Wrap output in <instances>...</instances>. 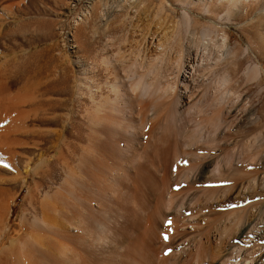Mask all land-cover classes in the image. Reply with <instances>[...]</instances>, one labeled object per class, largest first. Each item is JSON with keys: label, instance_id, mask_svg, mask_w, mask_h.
I'll return each instance as SVG.
<instances>
[{"label": "rangeland", "instance_id": "obj_1", "mask_svg": "<svg viewBox=\"0 0 264 264\" xmlns=\"http://www.w3.org/2000/svg\"><path fill=\"white\" fill-rule=\"evenodd\" d=\"M104 2L108 7L102 3L92 12L95 0H0V73L6 87L0 102L18 105L15 122L0 131V253L28 238L35 251L38 241L51 247L57 242L45 264H66L61 244L65 260H71L67 264H160V257L171 260L170 253L185 261L173 259L174 264H193L195 249L180 255L172 247L181 235L209 234L211 244L223 245L219 256H228L231 242L238 243L236 224L230 222L238 212L240 220L262 228L257 243L264 250V19L257 21L259 8L251 7L248 19L239 20L225 15L220 0ZM183 10L192 11L198 27L214 20L226 31L224 46L199 50L214 60L221 56L212 77L226 76L239 96L238 108L231 99L232 105L229 101L215 109L221 111V122L208 112L205 72L195 78V92H202L197 105L204 114L179 108L174 97L154 94L144 100V111L129 101L133 67L142 63L148 70L159 63V80L147 75L166 85L176 80L179 58L186 66L188 55H195L188 38L174 45L177 51L169 49ZM221 34L215 41L222 43ZM162 42L176 52L167 51L168 67L164 59L169 57L158 48ZM143 115H148L145 122ZM168 192L176 193L173 205L167 204ZM45 218L49 221L43 223ZM188 223L192 231L181 229ZM175 224L181 232L171 230ZM220 233L223 240L217 245ZM160 243L164 246L158 251ZM190 251L193 256L187 257ZM214 260L204 257L199 264L219 261Z\"/></svg>", "mask_w": 264, "mask_h": 264}, {"label": "bare ground", "instance_id": "obj_2", "mask_svg": "<svg viewBox=\"0 0 264 264\" xmlns=\"http://www.w3.org/2000/svg\"><path fill=\"white\" fill-rule=\"evenodd\" d=\"M178 1H182V0H177V2ZM221 2V5H225L226 7H227V12L225 13V15H227L228 17H237L239 20H241V17H244L245 19H248V17L250 16V14H251V12L253 11L252 10V8H259L258 10H259V12L257 13V16H256V18H257V21L258 22H262L261 20L262 19H264V0H252L251 2H249V3H247L246 2V0H220ZM102 3H104V5L106 6V7H108L107 6V3L106 2H104V0H95V3L93 4V8H92V12L94 11V9H95V7L96 6H98L99 7V5H101ZM252 7V8H251ZM108 11V10H107ZM195 19L193 18V16H192V11H190V10H183V13H182V19H181V21L179 22V23H177L176 24V26L173 28V34H171V35H173L172 36V43H173V45H172V43H170V45H171V48H169V49H175L176 50V47L174 46L176 43H177V46L178 47H180L181 46V41L185 38V39H187L188 38V41H190L189 43H191V45L193 44V46H195L196 47V51H195V55L194 56H192V57H190L189 55H191V54H187L188 55V62H187V65L185 66V63L181 60L182 58H179V60H180V63H181V67L179 68V64L177 65L178 66V68L180 69V71H179V69L177 68V66H176V68H177V71H179V73L177 74V72H176V80H174V82H166V85H163V84H161V83H159V81L158 82H156V83H154L157 79L159 80V75H161L159 72H160V70H162L161 68H159V66H161V65H159V63H158V65H154V66H152V67H149L150 68V70H149V68H148V70H146V69H144L143 68V64L141 63V62H139V66H135V64H134V66L135 67H133L134 68V71H133V74H134V79H133V82H132V84L129 86L130 88H129V91H128V97H129V101H131L133 104H137V105H141L142 106V109H141V111H144L145 109H146V105H145V102L147 101V100H145L146 98H151V96H153L154 94L157 96L158 95V98H160V99H165V98H169V97H174V101H175V104H176V106H179V108H182V109H188V112H193V111H196V114L197 115H200V114H204L203 113V111L202 110H200L199 109V107H198V102H199V97H200V95H201V93L202 92H195V90H196V87H197V85L195 84V78H196V76L199 74V73H201V72H205V74H206V76H205V82L203 83V85L205 86L206 84V86H205V88H204V93L206 94V96H207V98H208V106L211 108V109H208V112H209V110H211V112L209 113L210 115H213L212 117H215V119L216 120H218L219 122H221L222 121V117L220 116V114H221V111L220 110H218V111H216L215 109L216 108H218V107H220L222 104H225V103H228L231 99H233V101H234V99H235V101L234 102H236V106H237V108H238V106H240V104H239V96H237L238 94L237 93H235V92H232L231 90H230V85H231V83H230V80L226 77V76H219V77H216L215 79L212 77V75H214V70H213V67L214 66H216L217 65V63H218V61L220 62L221 61V56L220 57H218V56H216V59L214 60L213 59V57H211L210 58V55H211V53H210V55L208 54V53H206L205 55L203 54V55H201V53H199V50L203 47V48H208V46L211 44L212 45V47H222V46H224V44H225V42H226V38H225V29L223 28V25H221L220 23H217V22H215L214 20H209L208 21V23L206 24V26H202V27H198L199 25L196 23V22H198V21H194ZM260 26L262 27V29L264 28V24L262 25V24H260ZM160 27V26H159ZM172 29V28H171ZM264 30V29H263ZM220 33H222L221 35H222V43L220 42V41H215V37L217 38L218 37V34H220ZM221 35H220V38H221ZM171 38V37H170ZM183 38V39H182ZM187 41V40H186ZM173 46V47H172ZM165 47V44H164V42H162V43H160L159 45H158V48L159 49H161V51H162V53L166 56L167 55V57L166 58H168L169 57V60H165L164 59V64H165V67H168L169 65L171 66V63H172V61L170 60V56H169V54H168V50H166L167 48H164ZM166 47H167V45H166ZM169 47V46H168ZM175 47V48H174ZM194 48V47H193ZM181 49V48H180ZM169 51H171V50H169ZM177 51V50H176ZM172 53L173 52H175V51H171ZM179 52H180V50H179ZM181 53V52H180ZM180 53H179V55H177L178 57H182V55H180ZM163 54H161V55H163ZM182 54V53H181ZM186 54V53H185ZM170 55H172V54H170ZM173 55H176V52H175V54H173ZM172 55V56H173ZM184 55V54H183ZM176 56V57H177ZM184 57V56H183ZM219 58V59H218ZM173 59V58H172ZM156 61H157V59H156ZM160 61V60H159ZM170 61H171V63H170ZM178 61V60H177ZM214 61V63H212ZM174 62V61H173ZM176 62V61H175ZM154 63V62H153ZM161 64H162V62H160ZM155 64V63H154ZM157 64V63H156ZM175 64V63H174ZM153 65V64H152ZM163 65V64H162ZM187 67H188V69H189V73L187 72H185V70L187 69ZM163 68V67H162ZM143 69V70H142ZM172 69V68H171ZM256 71H259V69L260 68H258V66H256L255 68H254ZM144 70H146V72L144 71ZM147 71H148V73H147ZM165 71V70H164ZM163 71V72H164ZM152 73L153 74H155V76L157 75L158 77H156V80H153V78L152 77H150L149 78V76L147 75V74H151L150 76H152ZM149 78V79H152V83H154V84H152V85H150L151 83H148L149 81H146V80H148V79H145V78H147V77ZM154 76V75H153ZM163 76V75H162ZM164 77V76H163ZM155 78V77H154ZM2 75H1V73H0V95H2V93L6 90V87H5V85L4 84H2ZM165 79V78H164ZM163 79V80H164ZM173 79V78H172ZM154 81V82H153ZM161 81H162V79H161ZM4 82V81H3ZM179 83L181 84L182 83V85H181V87L179 86ZM8 87V86H7ZM181 88V89H180ZM9 89V88H8ZM114 89V88H113ZM10 91H8V93H9ZM4 94V93H3ZM154 95V96H155ZM4 96V95H3ZM3 96H1V97H3ZM124 96V95H123ZM126 96V95H125ZM5 97H6V95H5ZM5 97H3V98H5ZM14 97V96H13ZM17 97V96H16ZM16 97H14L15 99H16ZM235 97V98H234ZM156 98V97H155ZM10 99L11 98H9V101H10ZM20 99H24V98H22V96H21V98ZM126 99V98H125ZM237 99V100H236ZM144 100H145V102H144ZM161 101V100H160ZM22 102V101H21ZM231 102V101H230ZM129 103V102H128ZM156 103H158V102H156ZM2 104V105H1ZM22 104V103H21ZM131 104V103H130ZM133 104H131V105H133ZM235 103H233V106H235L234 105ZM110 105V104H109ZM230 105V104H229ZM231 105H232V102H231ZM17 104L15 103V102H13V101H10V102H6V103H3V101H1L0 102V131L3 129V125H5L6 123H14L15 121V116L17 115V111L15 110L16 108H17ZM148 106V105H147ZM153 106H154V104H153ZM235 106V107H236ZM98 107V106H97ZM155 107V106H154ZM154 107H153V110H154ZM232 107V106H231ZM182 109H180V110H182ZM236 109V108H235ZM113 110V109H112ZM232 110V109H231ZM23 111V110H22ZM100 111V110H99ZM234 111H236V110H234ZM98 112V111H97ZM97 112H95V111H93V114H94V116H96V114L99 116V114L97 113ZM102 112V111H101ZM149 112V111H148ZM144 113V112H143ZM147 113V112H146ZM193 113H195V112H193ZM25 115V114H24ZM22 116V115H21ZM101 116V115H100ZM99 116V117H100ZM144 116V115H143ZM148 116V115H147ZM147 116H144V117H142V118H145L144 119V122H145V120H146V117ZM152 116H153V118H155L154 117V115H153V112H152ZM97 117V116H96ZM103 117V116H102ZM106 117V116H105ZM149 118V117H148ZM153 118H151V119H153ZM96 119V118H95ZM98 119V118H97ZM100 119V118H99ZM98 119V120H99ZM104 119V118H103ZM214 119V120H215ZM107 120V119H106ZM4 122V124L3 123H1V122ZM17 121V120H16ZM103 121H105V119L103 120ZM143 122V121H142ZM8 125V124H7ZM139 126H141V125H139ZM151 126V125H150ZM5 130V129H4ZM2 134H0V136H1ZM150 136V135H149ZM9 137V136H8ZM3 138V137H2ZM1 143V142H0ZM132 145V144H131ZM146 147V146H145ZM211 149V148H210ZM248 152H249V150H248ZM253 153V152H252ZM105 155V154H104ZM248 156V155H247ZM250 157V156H249ZM256 157V156H255ZM254 157V158H255ZM253 158V159H254ZM102 159V158H101ZM253 159H251V160H253ZM175 162V161H174ZM250 162V161H249ZM101 163V162H100ZM105 163V162H104ZM244 163V162H243ZM254 163V162H253ZM107 164V163H106ZM99 165H102V164H99ZM159 165V164H158ZM178 165V164H177ZM195 165V164H194ZM217 165V164H216ZM237 165V164H236ZM105 166V165H104ZM107 166V165H106ZM234 166V165H233ZM231 167V166H230ZM102 168V167H101ZM144 168V167H143ZM107 169V168H106ZM218 169V168H217ZM229 169V168H228ZM105 170V169H104ZM250 170V169H249ZM217 175H221V171H219V170H217ZM239 172V171H238ZM251 172V171H250ZM177 173V172H176ZM237 173V172H236ZM249 173V172H248ZM175 174V173H174ZM180 174V173H179ZM164 177V176H163ZM250 177V176H249ZM196 178V177H195ZM163 179H165V178H163ZM222 179V178H221ZM220 179V180H221ZM71 181V180H70ZM69 181V182H70ZM158 181V180H157ZM188 181V180H187ZM225 181V180H224ZM192 182V181H191ZM247 183V182H246ZM250 183V182H249ZM255 185V184H254ZM192 186V185H191ZM250 186V185H249ZM248 186V187H249ZM188 189V188H187ZM186 190V189H185ZM177 191V190H176ZM175 191V192H176ZM187 191H189V190H187ZM202 191V190H201ZM186 192V191H185ZM185 192H184V194H185ZM173 193L174 192H172V196H171V194L168 192V194H170V195H166V196H168V198H167V204L168 205H173V200H175L174 198H172L174 195H173ZM189 194V193H188ZM198 194V193H197ZM76 195V194H75ZM84 195V194H83ZM88 195V194H87ZM182 195V194H181ZM180 195V196H181ZM187 194H185V196H186ZM196 195V194H195ZM191 196V197H190ZM189 197H190V199H188V200H191V199H193V196L192 195H190ZM83 197V196H82ZM100 197V196H99ZM176 197V196H175ZM184 197V196H183ZM187 197V196H186ZM189 197H187V198H189ZM202 197V196H201ZM181 198V197H180ZM185 198V197H184ZM183 198V199H184ZM183 199H181V200H183ZM98 200V199H97ZM184 200H186V199H184ZM183 200V203L184 202H186V201H184ZM92 201V200H91ZM176 201V200H175ZM194 201V200H193ZM201 201V200H200ZM192 202V201H191ZM197 202V201H196ZM182 203V201L180 202V204ZM188 203V202H187ZM98 204V203H97ZM166 204V205H167ZM179 204V203H178ZM220 204V203H219ZM175 206H176V204H174ZM253 206H254V204H252ZM181 206V205H180ZM188 206V205H187ZM190 206V205H189ZM179 207V206H178ZM184 207V206H183ZM169 208V207H168ZM168 208H166V209H168ZM214 208V207H213ZM170 209V208H169ZM168 209V210H169ZM181 209H182V207H181ZM69 210V209H68ZM67 210V211H68ZM177 210V209H176ZM179 210V209H178ZM55 211V210H54ZM78 211V210H77ZM86 211V210H85ZM84 211V212H85ZM164 211H166L165 209H164ZM170 211V210H169ZM167 212V211H166ZM260 212L261 213H263L264 214V208H262L261 210H260ZM68 213H69V211H68ZM170 213V212H169ZM175 213V212H174ZM52 214V213H51ZM71 214V213H70ZM162 214V213H161ZM161 214H159V215H161ZM163 214H165V213H163ZM218 214V213H217ZM216 214V215H217ZM237 214H239V212L237 213ZM236 214V215H237ZM67 215V214H66ZM76 215V214H75ZM214 215V214H213ZM215 215V216H216ZM235 215V214H234ZM234 215H233V219H230L231 221V223H233V221H234V225L236 224V234L234 235V236H236L237 235V239L238 240H236V243H237V241H238V243L237 244H235V245H233L232 243H235L234 241H232L231 242V245H232V247L234 248L233 250H231L232 249V247H231V251L232 252H229V253H231V254H229L228 256L227 255H225V256H223V257H221V256H219L220 255V252H221V250H220V248L219 247H221L222 249H223V245H221V246H215V245H213V244H211V240H210V238H209V234L208 233H205V234H208V235H205L204 236V232L203 233H201V232H199L198 233V231L196 232L195 231V228H197V227H195L194 228V231L196 232V233H198L197 235H195V234H191V236L190 237H185V238H187L186 240H187V243L186 242H184L183 241V239H185L184 237H183V239H182V235H181V244L179 243L180 242V239H178L177 241V243H178V245L176 246V245H173L172 247H174L175 246V248H176V250H177V252H180L179 254L181 255V253H183L184 255H186V251H189V250H192V249H195V251H196V253H195V255H194V257L192 258L193 259V262H191V263H193V264H199L200 262H201V260H203L204 259V257L205 258H208L209 260H213V262L215 261L214 259H216V260H219L218 261V263L217 264H264V250H263V248H262V245H260V244H258L257 243V241L258 240H261L260 238H262V228L261 229H259V228H257V229H255V224L253 225V220L252 221H250V219L249 220H247V221H249V222H244V221H242V220H240L239 219V217H238V215L236 216L235 215V217H234ZM0 216H1V214H0ZM87 216V215H86ZM232 216V215H231ZM239 216H240V214H239ZM263 216V215H262ZM2 217V216H1ZM0 217V221H1V218ZM67 217H69V215H67ZM74 217V216H73ZM92 217V216H91ZM195 217V216H194ZM162 218V217H161ZM172 218V217H171ZM189 218H191V217H189ZM196 218V217H195ZM212 218V217H211ZM230 218V217H229ZM228 218V219H229ZM249 218V217H248ZM260 218V217H259ZM63 219H64V217H63ZM178 219V218H177ZM180 219V218H179ZM48 220V219H47ZM46 220V218H45V220L43 221V223L44 222H46L47 221ZM84 220V219H83ZM164 220V219H163ZM162 220V221H163ZM175 220V219H174ZM227 220V219H226ZM4 221H5V219H4ZM49 221V220H48ZM78 221V220H77ZM81 221V220H80ZM149 221H150V219H149ZM154 221V220H153ZM184 223H185V220L183 219L182 220ZM182 221H180L181 222V224H182ZM187 221H188V219H187ZM186 221V222H187ZM194 221V220H193ZM229 221V220H228ZM2 222H3V219H2ZM2 222H0V230L2 231V230H4L3 228H2V226H3V223ZM147 222V221H146ZM174 223H175V221H173ZM179 222V221H178ZM192 222V221H191ZM195 222V221H194ZM2 223V224H1ZM150 223H151V221H150ZM205 223H207V222H205ZM211 223V222H210ZM47 225L48 224H52V222L51 223H46ZM46 224H43L44 225V227H47V225ZM57 224V223H56ZM71 223H69V225H70ZM148 224V223H147ZM152 224V223H151ZM154 224H156V223H154ZM154 224H153V227H151V228H154ZM162 224V223H161ZM173 223H171L170 222V225H172ZM195 224H196V222H195ZM221 224V223H220ZM41 225H42V223H41ZM42 225V226H43ZM55 225V224H54ZM58 225V224H57ZM72 225V224H71ZM157 225V224H156ZM169 225V226H170ZM178 226V224H175L174 225V227L171 229V230H173V231H175L177 228V226ZM193 223H188V224H186V226H185V224L184 225H180V226H182L181 227V229H190L191 231L193 230ZM199 225V223L197 224V226ZM64 226V225H63ZM147 226V225H146ZM173 226V225H172ZM179 226V227H180ZM222 226H224V224L222 225ZM43 227V228H44ZM52 227H54V226H52ZM69 227V226H68ZM150 227V226H149ZM179 227H178V229H179ZM200 227H202V226H199V228ZM232 227H234V226H232ZM256 227H258V226H256ZM2 228V229H1ZM5 228V227H4ZM57 228H58V226H57ZM56 228V230L58 231L59 230V228L57 229ZM64 228V227H63ZM151 228H146V230H149V229H151ZM157 228V227H156ZM198 228V229H199ZM206 228V227H205ZM204 228V229H205ZM216 228V227H215ZM228 228V227H227ZM61 229V228H60ZM168 229V228H167ZM170 229V228H169ZM168 229V230H169ZM180 229V230H181ZM206 229H208V227L206 228ZM225 229H226V226H225ZM230 229V228H229ZM68 230V229H67ZM162 230V229H161ZM164 230H165V228H164ZM168 230H166L167 232H168ZM197 230V229H196ZM202 230V229H201ZM209 230V229H208ZM233 230V229H232ZM204 231H206V230H204ZM225 231H227V229L225 230ZM234 231H235V229H234ZM254 231H255V233H254ZM39 232V231H38ZM88 232V231H87ZM176 233H179V232H181V231H179L178 232V230L177 231H175ZM208 232V231H207ZM1 233V232H0ZM64 233H65V231H64ZM91 233V232H90ZM166 233V232H165ZM165 233H164V235H165ZM168 233H171V231L170 232H168ZM167 233V234H168ZM172 233H174V232H172ZM176 233L174 234V235H176ZM228 233V232H227ZM58 234H60L59 232H58ZM63 234V233H62ZM157 234V233H156ZM166 234V235H167ZM216 234V233H215ZM251 234H253V235H251ZM46 235V234H45ZM144 235H146V234H144ZM163 235V236H164ZM170 235V234H169ZM174 235H172V236H174ZM187 235H188V233H187ZM225 235V234H224ZM264 235V234H263ZM34 236V235H33ZM61 236V235H60ZM77 236V235H76ZM159 236H161V235H159ZM163 236H161V237H163ZM177 236H180V235H178L177 234ZM218 236V235H217ZM216 236V237H217ZM38 237H40L39 235H38ZM48 237V236H47ZM63 237V236H62ZM65 237V236H64ZM67 237V236H66ZM65 237V238H66ZM70 237V236H69ZM68 237V238H69ZM165 237V236H164ZM167 238H168V235L166 236ZM171 237V236H170ZM231 237V236H230ZM0 238H1V235H0ZM46 238V237H45ZM45 238H43L44 240H45ZM189 238V239H188ZM257 238H259V239H257ZM60 239V238H59ZM96 239V238H95ZM157 239V238H156ZM155 239V240H156ZM163 239V241H164V238H162ZM169 239V238H168ZM167 239V240H168ZM171 239H173V238H171ZM231 239V238H230ZM235 239V238H234ZM23 240V241H22ZM22 240H16V241H13V242H11L8 246H6L5 248H3V250L1 251V253H0V264H45L46 263V261H47V259L48 258H51V257H53V255L52 254H54V253H56L55 251H53V250H55V244L57 245V242L56 243H53L54 245L51 247L50 245H46L45 243L43 244V242H42V244H41V241H40V243H39V241L37 242V244H36V246H38L37 247V251H39V253H37L38 255H36V253L35 252H37V251H35V249H33V246L35 245V242H31L32 240H29L28 238L26 239V241H24L25 240V238L24 239H22ZM34 240V239H33ZM36 240V239H35ZM34 240V241H35ZM47 240H48V238H47ZM55 240V239H54ZM58 239H56V241H57ZM145 240V239H144ZM167 240H165V241H167ZM170 240V239H169ZM175 240V239H174ZM215 240H216V244L218 245H220L221 243H222V240H223V234L222 233H220L219 234V236L217 237V238H215ZM37 241V240H36ZM61 241V240H60ZM262 241V240H261ZM161 242V241H160ZM172 242V241H171ZM176 241H174V243H175ZM184 242V243H183ZM213 242H214V240H213ZM224 242V241H223ZM30 243H31V247H29L28 246V244L30 245ZM50 243V242H49ZM67 243V242H66ZM69 243V242H68ZM164 243V242H163ZM173 242L171 243V244H174ZM177 243H175V244H177ZM261 243H263V242H261ZM47 244H48V242H47ZM58 244H59V242H58ZM88 244V243H87ZM185 244H186V248L184 247L185 246ZM64 245V244H63ZM62 244H61V250H60V252H61V255H63V260L64 261H67L68 263L70 262L71 263V260H69V259H67V260H65V256H64V254H65V246H63ZM66 246H69V244L68 245H66ZM82 246H83V244H82ZM152 246V245H151ZM164 245L163 244H159V246L157 247L156 246V250H160V248H162ZM167 247H169L170 246V242H169V246H168V243H167V245H166ZM182 246H183V248H182ZM43 249H42V248ZM145 247V246H144ZM166 247V248H167ZM171 247V246H170ZM30 248H32V249H30ZM60 248V247H59ZM88 248V247H87ZM148 248V247H147ZM165 248V249H166ZM218 248H219V250H218ZM57 249H58V247H57ZM57 249H56V251H57ZM111 249V248H110ZM122 249V248H121ZM167 249H169V248H167ZM32 250V251H31ZM152 250V249H151ZM163 250V249H162ZM66 251H69V250H67L66 249ZM75 251V250H74ZM193 251V250H192ZM21 252H22V254H23V256L21 255H19V253L21 254ZM54 252V253H53ZM73 252V251H72ZM79 252V251H78ZM161 252V251H160ZM174 252V251H173ZM191 252V251H190ZM189 252V253H190ZM57 253H59V251L57 252ZM76 253V252H75ZM165 253V252H164ZM192 253V252H191ZM69 254H70V252H69ZM169 254V253H168ZM173 254V253H172ZM171 253L169 254L170 256V258H171V260L169 259V258H164V257H160V260H161V262H160V264H168L170 261H172L173 259L175 260L176 259V261L177 262H185V261H181L182 259H180V257L178 258V257H175L174 258V256H171L172 255ZM57 255V254H56ZM173 255H175V254H173ZM179 255V256H180ZM58 256V255H57ZM67 256V255H66ZM168 256V255H167ZM166 256V257H167ZM191 256H193V253L192 254H188L187 253V257H191ZM24 257V258H23ZM55 255H54V258L53 259H55ZM68 257V256H67ZM66 257V258H67ZM130 257V256H129ZM185 257V256H184ZM221 257V258H220ZM59 258V257H58ZM69 258V257H68ZM72 258V257H71ZM91 259V258H90ZM180 259V260H179ZM184 259V258H183ZM69 260V261H68ZM80 260H81V258H80ZM83 260V259H82ZM170 260V261H169ZM172 261V262H170V263H175L176 261ZM185 260V259H184ZM207 260V259H206ZM63 261V262H64ZM75 261V260H74ZM89 261V260H88ZM210 261V262H211ZM67 262H65L66 264H67ZM83 262V261H82ZM173 263V264H174ZM74 264V263H73ZM155 264V263H154ZM180 264V263H179ZM181 264H183V263H181ZM207 264V263H206ZM211 264V263H210Z\"/></svg>", "mask_w": 264, "mask_h": 264}, {"label": "snow or ice", "instance_id": "obj_3", "mask_svg": "<svg viewBox=\"0 0 264 264\" xmlns=\"http://www.w3.org/2000/svg\"><path fill=\"white\" fill-rule=\"evenodd\" d=\"M165 239H167V237H165Z\"/></svg>", "mask_w": 264, "mask_h": 264}]
</instances>
